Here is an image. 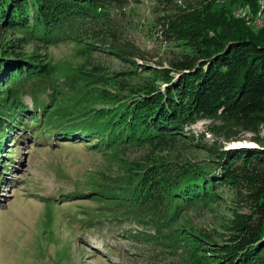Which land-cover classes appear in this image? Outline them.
Returning <instances> with one entry per match:
<instances>
[{
    "label": "trees",
    "instance_id": "trees-1",
    "mask_svg": "<svg viewBox=\"0 0 264 264\" xmlns=\"http://www.w3.org/2000/svg\"><path fill=\"white\" fill-rule=\"evenodd\" d=\"M179 1L185 0H161L174 9L163 12L166 21L161 23L163 34L173 33L182 43L197 39V49L194 44L191 53L170 62L169 68L161 67L163 63L144 64L149 67L146 69L149 76L144 81L126 80L119 97L112 101L114 105L101 107L95 117H90L92 113L84 117L78 100L72 96L68 100L75 99L74 104H59V107L52 104L59 101L64 90L65 94L67 91L74 94L72 89L79 81V73L87 72L81 69L61 79L46 56L44 59L33 51L19 53L22 46L42 33L45 37L39 46L76 37L90 50L108 51L135 64L134 58L143 59V52L112 21L114 13L127 9L129 0H0V139L22 126L21 123L26 124L28 119L35 122L30 130L36 142L53 136L60 141L71 136L70 133H79L84 139H91V145L99 142L98 147L105 150L137 145L162 148L175 144V139L193 142L195 136L188 134L186 128L198 119L213 120L208 129L226 141L238 138L243 131L252 132L258 147L217 150L218 159L181 173L178 167L161 159L146 164L135 176H122L125 182L120 192L97 189L92 198L109 202L106 209L110 214L150 225L166 237L182 215L180 203L190 207L200 201L214 202L220 187L234 183L239 186L238 191L242 187L246 189L243 198L249 212L235 211L233 218L227 219L226 238L215 242L208 233L193 236L183 233L175 248H183L186 264H264V44L239 36L231 28L223 30L227 40L209 34L216 19L213 0H189L192 2L190 22L194 26L186 29L179 26L186 11ZM201 17L204 18L200 20ZM104 19L108 20V26H99ZM8 31L15 37L9 44L5 42ZM67 33L71 34L61 37ZM134 73L135 70L129 72ZM106 77L101 75L97 83L103 84ZM161 83H168L166 91L161 90ZM94 84V78H89L86 87ZM46 88L52 90V100L44 102L38 91ZM57 89H60L58 97ZM26 92L31 93L35 108L24 120L29 111L22 98ZM94 93L80 98L88 102L96 98ZM66 100L61 98L59 103ZM195 145L208 147L199 142ZM208 149L214 153L215 148ZM142 233L137 235L140 242H146L147 236L154 237L150 232Z\"/></svg>",
    "mask_w": 264,
    "mask_h": 264
},
{
    "label": "rangeland",
    "instance_id": "rangeland-1",
    "mask_svg": "<svg viewBox=\"0 0 264 264\" xmlns=\"http://www.w3.org/2000/svg\"><path fill=\"white\" fill-rule=\"evenodd\" d=\"M179 3L186 10L179 26L185 29L194 26L189 15L192 2L185 0ZM166 4L161 0H129L123 13H114L112 21L115 20L127 39L144 54L143 59L134 58L135 64L108 51L90 50L76 37L45 43L48 47L45 44L39 46L45 37L42 33L27 46H22L19 54L33 51L43 55L44 59L46 56L54 66L56 76L61 79L81 69L87 72L79 73V81L72 89L74 94L69 91L65 94L64 90L59 101L61 98L67 100L61 103L56 100L52 106L74 104L73 98H76L83 116L92 113L90 117H95L98 109L111 105L113 99L119 97L117 95L126 80L137 83L149 76L146 70L149 67L144 64L155 66L163 63L161 67L169 68L170 62L191 53L194 44L197 49V39L182 43L173 33L163 34L161 23L166 22L163 12L167 13L172 8ZM212 8L216 19H213L215 25L209 34L215 33L220 39L227 40L223 30L231 28L239 36L251 37L264 44V0H213ZM107 21L104 19L98 24L106 26ZM224 22L226 24L221 28ZM75 32L78 33L79 29ZM70 34L61 37L66 38ZM5 36L8 44L15 38L10 31L5 32ZM95 66L100 69H94ZM130 70H135V73L129 74ZM177 74L172 73L173 76ZM101 75L107 77L99 85L97 78ZM89 78H94L95 84L87 88ZM167 87L168 83H161V90L166 91ZM90 90L93 93L96 90V98L83 102L80 97H88ZM51 91L40 89L38 95L44 102L51 101ZM29 94L26 92L22 96L29 109L24 120L33 114L35 108ZM55 94L58 97L60 89ZM70 96L72 101L68 100ZM34 123L28 119L26 124L21 123L22 126L0 139V264H186L183 248H175L183 233L187 236L208 233L210 240L221 242L228 235L224 228L227 219L233 218L235 211L249 212L243 198L246 189L242 187L238 191L239 186L227 184L218 189L214 202L202 204L200 201L190 207L180 203L182 215L165 237L150 225L122 219L120 214H110L106 209L109 202L103 203L92 195L97 194V189L120 192L125 182L122 176H135L140 169L161 159L178 167L181 173L218 159L217 150L258 147L252 132L243 131L238 138L226 141L208 129L213 120L198 119L186 128L188 134L195 136L193 142L188 139L191 143L175 139V144L162 148L137 145L105 150L98 147L99 142L91 145V139H84L79 133H70L71 136L60 141L53 136L36 142L30 130ZM198 142L208 147L196 146ZM209 146L215 148L214 153L208 149ZM103 210L106 213H102ZM191 231L194 233L189 234ZM142 232H150L154 237L147 236L146 242H140L138 236L143 235Z\"/></svg>",
    "mask_w": 264,
    "mask_h": 264
}]
</instances>
